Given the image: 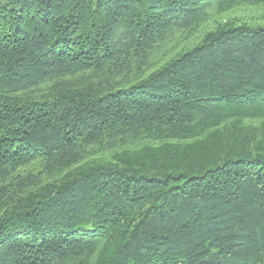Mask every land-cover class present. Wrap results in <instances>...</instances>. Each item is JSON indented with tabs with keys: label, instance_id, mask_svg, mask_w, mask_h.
I'll list each match as a JSON object with an SVG mask.
<instances>
[{
	"label": "trees",
	"instance_id": "1",
	"mask_svg": "<svg viewBox=\"0 0 264 264\" xmlns=\"http://www.w3.org/2000/svg\"><path fill=\"white\" fill-rule=\"evenodd\" d=\"M0 264H264V0H0Z\"/></svg>",
	"mask_w": 264,
	"mask_h": 264
}]
</instances>
